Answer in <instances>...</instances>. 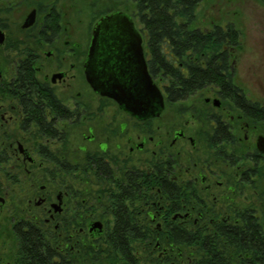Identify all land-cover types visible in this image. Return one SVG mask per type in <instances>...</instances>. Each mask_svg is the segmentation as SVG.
Masks as SVG:
<instances>
[{
  "label": "flooded vegetation",
  "instance_id": "flooded-vegetation-1",
  "mask_svg": "<svg viewBox=\"0 0 264 264\" xmlns=\"http://www.w3.org/2000/svg\"><path fill=\"white\" fill-rule=\"evenodd\" d=\"M218 1L210 27L196 25L199 5L211 11L203 0L185 20L204 34L219 28L216 56L171 50L164 75L141 0H0V231L17 242L9 249L0 233V264H28L18 253L30 229L55 249L54 264L63 253L72 264H108L107 234L128 222L147 233L133 242L134 264H193L197 249L200 264H264L254 255L256 231L264 239V18L248 51L239 16L222 18ZM108 15L124 21L107 33L104 53L131 82V20L164 95L159 115L139 118L91 84L94 29ZM196 70L215 76L190 82ZM178 87L195 89L179 98ZM176 102H186L179 117L165 114ZM175 230L186 239L177 255Z\"/></svg>",
  "mask_w": 264,
  "mask_h": 264
},
{
  "label": "trees",
  "instance_id": "trees-1",
  "mask_svg": "<svg viewBox=\"0 0 264 264\" xmlns=\"http://www.w3.org/2000/svg\"><path fill=\"white\" fill-rule=\"evenodd\" d=\"M200 0H141L142 5V19L149 36L150 50L154 61V66L158 73L168 74V56L171 50L177 51L178 55L185 57L186 51H192L194 55H200L204 49L207 51L208 58H213L219 51L220 40L217 34L220 33L219 28H213L205 34L201 30L194 28L192 25L186 23V18L194 20V8ZM194 79L189 81H201L204 77L215 76L214 72L207 70L201 72L196 70L194 72ZM175 76L183 79V74L177 68ZM186 81L188 79H185ZM194 87L176 88V96L183 98L187 93L194 91ZM171 96V95H170ZM178 192H176V195ZM178 198V196L176 197ZM130 218V217H129ZM132 219V218H130ZM131 223H127V231H116L107 234L103 247L104 255L108 258V264H116L121 259L127 261L128 264H134L138 260L137 249L133 246V242L139 238H145L147 233L133 230ZM169 241L175 246V255L183 250V243L185 242V233L181 230L168 233ZM20 248L18 256L22 257L28 264H54L51 259L55 255V249L43 238L42 233L38 230L30 229L23 232L20 236ZM264 239L260 237L259 232L255 233V256L264 258ZM72 255L62 254L63 264H72L67 261ZM200 252L197 249L196 262L193 264H200ZM157 264H163L159 261Z\"/></svg>",
  "mask_w": 264,
  "mask_h": 264
},
{
  "label": "water",
  "instance_id": "water-1",
  "mask_svg": "<svg viewBox=\"0 0 264 264\" xmlns=\"http://www.w3.org/2000/svg\"><path fill=\"white\" fill-rule=\"evenodd\" d=\"M122 20L124 21L121 17L118 19L116 15H108L102 17L96 24L90 52V58L94 57L95 62L94 67L88 71L89 80L96 91L116 99L123 109L133 115L139 118L159 115L165 107L164 95L149 73L142 38L131 20L128 19L125 24L126 32L133 36L131 51L136 64V73L133 74L131 82L126 81L127 74L130 75V72L119 74L120 69L112 65V56L104 53L107 33L111 31L113 24ZM95 227L100 230L94 235H101V223H95Z\"/></svg>",
  "mask_w": 264,
  "mask_h": 264
},
{
  "label": "rangeland",
  "instance_id": "rangeland-1",
  "mask_svg": "<svg viewBox=\"0 0 264 264\" xmlns=\"http://www.w3.org/2000/svg\"><path fill=\"white\" fill-rule=\"evenodd\" d=\"M217 0H203L202 4L203 6L207 5L209 9L211 10L209 14L205 15L204 8H201L199 5V8L197 9V26H207L210 27V20L213 17L218 16L216 10V5L214 2ZM202 6V7H203ZM217 7L222 8L220 10L223 15L222 18H236L239 20L238 26L242 32V38L244 41V49L246 50H253L256 48V43L254 39L261 38V32L263 28V8L262 5L259 3V0H219ZM234 11H238L237 14H234ZM207 17V21L205 24L202 22V18ZM217 19L218 21L224 23L225 19ZM244 60L247 58V56L242 57ZM262 74H264L262 72ZM259 78V77H258ZM98 99V98H96ZM100 102L99 100H97ZM186 102H176L174 105L171 106V104L167 103L165 114H176V113H182L181 107L184 106ZM111 109L113 110V107L111 106ZM177 117H179L176 114ZM181 123H183V120L190 117L188 115L181 117ZM77 182V181H76ZM1 233V231H0ZM2 239L8 241L9 249L16 250L17 248V242H15L14 239H12L9 234L1 233ZM7 253V252H6Z\"/></svg>",
  "mask_w": 264,
  "mask_h": 264
}]
</instances>
